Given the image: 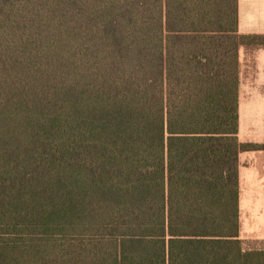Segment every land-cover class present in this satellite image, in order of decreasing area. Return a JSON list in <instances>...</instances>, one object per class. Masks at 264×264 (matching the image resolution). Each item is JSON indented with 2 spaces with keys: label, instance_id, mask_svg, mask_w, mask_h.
<instances>
[{
  "label": "trees",
  "instance_id": "16d2710c",
  "mask_svg": "<svg viewBox=\"0 0 264 264\" xmlns=\"http://www.w3.org/2000/svg\"><path fill=\"white\" fill-rule=\"evenodd\" d=\"M237 0H0V264H264L238 237Z\"/></svg>",
  "mask_w": 264,
  "mask_h": 264
},
{
  "label": "crops",
  "instance_id": "0c3cea01",
  "mask_svg": "<svg viewBox=\"0 0 264 264\" xmlns=\"http://www.w3.org/2000/svg\"><path fill=\"white\" fill-rule=\"evenodd\" d=\"M237 30L264 35V0H237ZM241 144L264 146V47L238 51ZM238 237L244 251H264V149L238 155Z\"/></svg>",
  "mask_w": 264,
  "mask_h": 264
}]
</instances>
